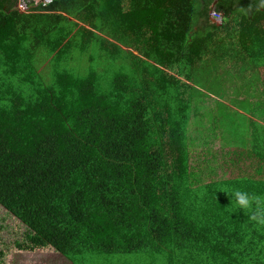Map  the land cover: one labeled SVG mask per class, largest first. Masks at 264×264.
Here are the masks:
<instances>
[{"label": "trees", "instance_id": "16d2710c", "mask_svg": "<svg viewBox=\"0 0 264 264\" xmlns=\"http://www.w3.org/2000/svg\"><path fill=\"white\" fill-rule=\"evenodd\" d=\"M251 2L0 0V206L27 228L20 251L264 264V147L223 149L234 180L216 185L188 135L200 70L230 58L262 77L264 10L245 14ZM76 52L95 63L86 75L68 67Z\"/></svg>", "mask_w": 264, "mask_h": 264}, {"label": "rangeland", "instance_id": "374dc122", "mask_svg": "<svg viewBox=\"0 0 264 264\" xmlns=\"http://www.w3.org/2000/svg\"><path fill=\"white\" fill-rule=\"evenodd\" d=\"M229 59H226V63L221 64L222 68L219 69L221 73L226 74L225 76L215 73L216 66H210L200 70L197 81L194 78V84L199 90L197 95L202 96L198 103H194L195 118L191 120L188 132L190 151L193 154L192 164L198 163V153L204 151L203 165L210 167L203 173L211 174L212 171L216 174L212 175V180H206V183L214 181L216 185L227 179L230 183L234 180L233 177L224 174L220 167V164L226 161L223 158V149L234 148L230 145L250 148L254 143L264 147V86L249 61L230 62ZM121 63L114 64L116 70L122 73L132 71L129 63ZM92 66H95V63H88V56L82 58L78 52L68 65L76 74L85 68L80 76L86 75ZM261 76L264 78V70ZM103 86L105 87V84ZM224 92H227V98L222 99ZM251 115L254 116V123L258 127L256 134L249 127ZM260 149L264 150V148ZM202 190L203 193H207V189L202 188ZM218 190L221 192V189ZM248 209L249 207L244 211ZM26 232L27 228L0 206V252L3 253L0 264H70V261L51 247L33 252L20 251L17 244L23 243ZM98 253H92L88 262L84 264H150V260L146 257L129 256L118 262L117 256ZM262 258L264 259V256ZM151 264H166V262L163 263L160 258L159 261Z\"/></svg>", "mask_w": 264, "mask_h": 264}, {"label": "clouds", "instance_id": "9594fccd", "mask_svg": "<svg viewBox=\"0 0 264 264\" xmlns=\"http://www.w3.org/2000/svg\"><path fill=\"white\" fill-rule=\"evenodd\" d=\"M232 6L236 7L239 4V0H230ZM264 10V0H253L249 7L244 11L245 14L251 15L254 11ZM234 203L237 209H245L249 207L250 198L247 193L235 192L234 193Z\"/></svg>", "mask_w": 264, "mask_h": 264}, {"label": "built area", "instance_id": "2783aa9c", "mask_svg": "<svg viewBox=\"0 0 264 264\" xmlns=\"http://www.w3.org/2000/svg\"><path fill=\"white\" fill-rule=\"evenodd\" d=\"M39 1L41 3L42 7H47V6L51 5L54 0H39ZM211 18L213 19V21H215L218 24L222 23V16L218 13L212 12Z\"/></svg>", "mask_w": 264, "mask_h": 264}, {"label": "crops", "instance_id": "0c3cea01", "mask_svg": "<svg viewBox=\"0 0 264 264\" xmlns=\"http://www.w3.org/2000/svg\"><path fill=\"white\" fill-rule=\"evenodd\" d=\"M222 75V74H221ZM223 76H225V75H223ZM223 78V77H222ZM259 79H260V81L262 82V80H263V78L261 77L260 78V76L258 77ZM262 85H263V83H262ZM264 86V85H263ZM231 95H233V94H231ZM224 98H227V92L225 93H223V97H222V99H224ZM254 118V117H253ZM249 120H250V118H249ZM249 127L251 128V130L253 131V133L254 134H256V132L254 131V129L255 128H252L250 125H249ZM257 131V130H256ZM231 147H232V145H231ZM69 261V260H68ZM70 264H72L71 262H70Z\"/></svg>", "mask_w": 264, "mask_h": 264}, {"label": "water", "instance_id": "95a60500", "mask_svg": "<svg viewBox=\"0 0 264 264\" xmlns=\"http://www.w3.org/2000/svg\"><path fill=\"white\" fill-rule=\"evenodd\" d=\"M216 3H217V2H216ZM216 3H215V4H216Z\"/></svg>", "mask_w": 264, "mask_h": 264}]
</instances>
